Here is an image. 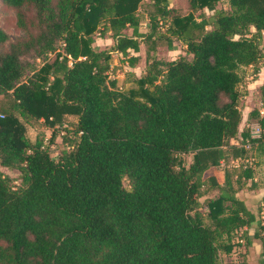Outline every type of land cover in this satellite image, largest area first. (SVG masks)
<instances>
[{"label": "trees", "instance_id": "16d2710c", "mask_svg": "<svg viewBox=\"0 0 264 264\" xmlns=\"http://www.w3.org/2000/svg\"><path fill=\"white\" fill-rule=\"evenodd\" d=\"M4 1L27 37L9 42L0 26V94L8 99L0 106V164L21 180L15 187L0 170V264H234L219 254L234 250L235 233L246 228L248 236L256 222L264 229L261 212L235 187L253 179V169L227 168L221 193L205 204L201 197L210 167L243 156L248 142L264 154V86L263 111L250 114L258 138L240 130L239 89L242 70L258 74L264 63V0H229V9L189 0L187 15L150 0V30L138 11L143 0ZM97 33L113 44L94 46ZM174 38L192 59L154 53L130 90L110 77L113 53L135 66L131 51L143 42L171 47ZM49 53L38 67L25 59ZM40 110L51 126L77 116L58 158L29 141L17 118L39 119ZM239 134L242 146L231 143ZM189 153L193 162L183 165L179 157Z\"/></svg>", "mask_w": 264, "mask_h": 264}, {"label": "rangeland", "instance_id": "374dc122", "mask_svg": "<svg viewBox=\"0 0 264 264\" xmlns=\"http://www.w3.org/2000/svg\"><path fill=\"white\" fill-rule=\"evenodd\" d=\"M167 1L169 7L173 10V14L187 15L192 11L189 0ZM217 7L229 9V0H219L217 2ZM138 11L141 16L143 28L150 30L149 15L155 11L154 5L150 2V0H143ZM206 11L207 13H210L208 9H206ZM26 12L28 17L33 14V10L31 9H26ZM194 14L198 17L200 11H194ZM0 26L8 33L10 38L9 42L27 37V30L18 26V15L16 9L11 8L4 0H0ZM159 26L160 30L167 28V25L164 24V19H161ZM128 32L131 33V30H128ZM9 42L4 45L3 51L8 50ZM112 44L113 39L111 37H102L99 33L96 34L94 46L97 48H109ZM160 44L161 45L156 47L155 44L150 41H145L141 44L139 52L136 53L131 51L132 55L139 56V60L135 66L129 65L127 57L122 56L121 54L113 53L111 62L112 67H115V70L110 72V77L116 78L117 86L120 89L130 90L138 87V78L146 73L147 66L152 60L151 55L154 53L161 60H173L181 56H186L189 59H192L193 57V55L187 51L186 45L177 38L173 39L171 47H168L167 44ZM52 56V53L40 58L30 55L26 56L25 59L34 66L38 67ZM31 73L32 72H29V74ZM259 73L262 74L260 75ZM259 73L255 74L253 72V67H247L242 70L244 79L242 84L239 86L242 93V97L240 99V108L242 112L240 130L249 128L250 130L253 129V131L256 132L255 124H257V120L250 118V114L254 110L258 109L261 112L263 111L262 94L264 86V63L262 64ZM7 103L8 99L0 94V106L7 105ZM40 111L41 116L39 119L30 118L24 116V114H18L17 118L24 128L25 137L29 141H41L43 144H48L53 157L58 158L63 148L66 147L65 143H63V137L66 136L65 134H68L69 137L73 136L72 132L74 124L77 121V116L66 115L62 126L59 124L51 126L47 122L45 113L42 110ZM0 117H2L1 112ZM54 133H56V136L53 140L51 138ZM231 143L237 146H242V136L239 134L236 138L231 140ZM179 158L182 160L183 165L188 166L193 162L194 155L192 153L182 154ZM240 165L251 166L253 169V179L246 180L240 188L235 185L237 188V196L242 198L251 210L256 213L261 212L260 215L264 221V154L260 152L257 146L249 145L246 147V152L243 156L230 158L228 162L222 161L220 165L210 167L205 173L206 184L203 188L204 195L201 197V201L205 204L206 200L210 197H217L221 193L220 185L224 182L225 170L227 168H234ZM0 170L12 179L11 183L13 186H20V173L17 169H9L1 166L0 164ZM252 182L256 185L255 187L252 186ZM124 183L125 186H129L130 184L127 178H125ZM201 210L206 213L208 208L204 205ZM254 225L255 226L253 228H249L250 234L248 232V236L244 233L246 228H242L235 233L233 241L236 246L229 254L220 251L219 259L221 263L232 262L234 264H261L262 252L264 250V229L260 228L257 222L254 223ZM256 227L257 230H259L258 237L255 234ZM248 240L251 241L250 244L247 243Z\"/></svg>", "mask_w": 264, "mask_h": 264}, {"label": "built area", "instance_id": "2783aa9c", "mask_svg": "<svg viewBox=\"0 0 264 264\" xmlns=\"http://www.w3.org/2000/svg\"><path fill=\"white\" fill-rule=\"evenodd\" d=\"M255 125H256V132H254L253 129H252V130H250V133H251V137H253V138H258V137L261 136V128H260V126H259L258 123L255 124ZM249 145H250V143L248 142V143L245 145V148L248 147Z\"/></svg>", "mask_w": 264, "mask_h": 264}, {"label": "crops", "instance_id": "0c3cea01", "mask_svg": "<svg viewBox=\"0 0 264 264\" xmlns=\"http://www.w3.org/2000/svg\"><path fill=\"white\" fill-rule=\"evenodd\" d=\"M108 38H110V37H108ZM134 52V51H133ZM137 53V52H136ZM260 75L262 74V73H259Z\"/></svg>", "mask_w": 264, "mask_h": 264}]
</instances>
